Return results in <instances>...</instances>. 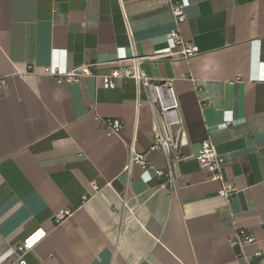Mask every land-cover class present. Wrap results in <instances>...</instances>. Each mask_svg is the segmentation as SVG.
Masks as SVG:
<instances>
[{
  "label": "crops",
  "instance_id": "obj_1",
  "mask_svg": "<svg viewBox=\"0 0 264 264\" xmlns=\"http://www.w3.org/2000/svg\"><path fill=\"white\" fill-rule=\"evenodd\" d=\"M179 1L189 60L160 56L174 28L163 0H0V264H19L17 246L25 264H264V0ZM132 56L177 97L187 145L171 185L123 174L131 146L165 168L145 94L101 86ZM93 63L108 64L78 83L53 73ZM204 140L228 198L194 159ZM241 230L254 243L234 245Z\"/></svg>",
  "mask_w": 264,
  "mask_h": 264
},
{
  "label": "built area",
  "instance_id": "obj_2",
  "mask_svg": "<svg viewBox=\"0 0 264 264\" xmlns=\"http://www.w3.org/2000/svg\"><path fill=\"white\" fill-rule=\"evenodd\" d=\"M164 5L173 17L174 28L165 36L170 45V51L161 54V57L177 58L180 60H189L198 53V49L191 43L185 42L179 32V26L186 20L184 14V5L179 0H163ZM143 58L132 56L128 59H119L110 63L117 64L111 73L101 77V86L103 89H113L118 79H128L135 85L136 95L144 93L152 113L151 130L153 141L149 148L151 153H160L165 158L164 169H153L146 162L143 154L137 153L131 146L128 149V159L123 174L126 182L129 183L133 167L139 169L152 170L158 180L168 185L173 183L175 178V165L182 159L181 150L187 145V136L183 128L182 120L179 116V104L173 86L170 82H157L150 79L140 67V60ZM108 63H93L82 65L68 72L54 71L53 73L70 83H78L83 77L94 76L92 69ZM5 84V78L0 77V87ZM107 135H118L122 129V124L118 120H105L103 122ZM195 161L198 167L205 170L208 179L211 182L219 184L218 195L228 198L234 191L233 183L224 178L222 172V160L218 157L214 145L209 140L200 143V148L195 155ZM94 191L97 188L92 184ZM87 197L83 196L82 201ZM124 210L133 215L132 209L127 207L125 197L119 198ZM69 215L68 211H58L53 216V222L60 223ZM254 238L247 235L244 231L236 234L234 245L242 247L246 244L254 243ZM16 251L20 255L19 264H25L23 259L25 247L17 246Z\"/></svg>",
  "mask_w": 264,
  "mask_h": 264
}]
</instances>
